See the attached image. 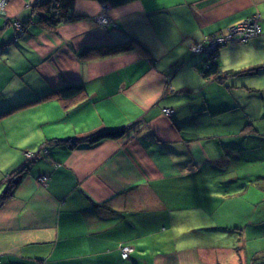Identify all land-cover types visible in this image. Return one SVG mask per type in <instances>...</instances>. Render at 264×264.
<instances>
[{
	"label": "crops",
	"instance_id": "1",
	"mask_svg": "<svg viewBox=\"0 0 264 264\" xmlns=\"http://www.w3.org/2000/svg\"><path fill=\"white\" fill-rule=\"evenodd\" d=\"M38 2L0 16V185L27 167L0 207V264H264V0H79L86 18L54 32L34 23ZM256 14L258 37L218 50L224 81L204 78L193 46ZM128 41L137 49L79 59ZM72 85L88 96L70 110L38 103ZM45 126L51 140L127 131L70 150Z\"/></svg>",
	"mask_w": 264,
	"mask_h": 264
},
{
	"label": "trees",
	"instance_id": "2",
	"mask_svg": "<svg viewBox=\"0 0 264 264\" xmlns=\"http://www.w3.org/2000/svg\"><path fill=\"white\" fill-rule=\"evenodd\" d=\"M77 1L79 0H45L43 2H38L33 7V13L36 17L34 23L37 24L42 29L54 32L57 31V29L62 25L75 23L85 19L86 17L84 16H79V15L77 16L74 14V7ZM85 1H95L100 4H106L110 7L116 8L119 6L130 4L138 0H85ZM136 49L137 46L131 41L122 44L112 45L109 47L107 46L89 47L79 53V59L83 62H89L99 58L110 57L121 53L131 52ZM207 65L208 68L206 67ZM262 68L263 67L253 68L247 71L235 73V75L253 74L258 72ZM229 74H227L226 76H228ZM202 75L204 76V78H212L214 81L218 83H222L225 79V76L221 75L218 62L215 61L212 57L205 58L204 70L202 71ZM87 96L88 95L86 89L83 85H72L55 90L51 94L41 98V100H38V103L46 102L48 100H56L60 102L64 110L68 111L77 104L85 101ZM29 105L30 104H25L20 107L22 109ZM2 117L4 116H0V118ZM126 131H127L126 128L105 129L96 132L94 134L88 135L86 137L77 138V139L49 140L47 144L67 147L70 150H74L80 146H93L105 140L120 139L125 135ZM28 155H31V158L33 157L32 153H27V159H31L28 158ZM26 170L27 167L22 170L13 172L8 177L7 179L8 187L0 198V207L4 202H6L9 198H11L14 195L18 185L20 184L23 174L26 172ZM236 252L238 253L241 252V248L237 247ZM255 259L256 261H258L259 259H264V255L262 257L258 256Z\"/></svg>",
	"mask_w": 264,
	"mask_h": 264
},
{
	"label": "built area",
	"instance_id": "3",
	"mask_svg": "<svg viewBox=\"0 0 264 264\" xmlns=\"http://www.w3.org/2000/svg\"><path fill=\"white\" fill-rule=\"evenodd\" d=\"M41 2L45 0H39ZM8 0H0V16L8 20ZM95 21L104 27H107L110 24L109 19L105 15H100L95 17ZM19 27H21L18 24ZM261 34V25H260V15H253L246 20L242 21L239 24L233 25L232 28L228 29L226 34L216 35L210 37L202 44L193 46L192 52L194 54H206L207 57H212L217 61V54L219 48L227 45L229 42H248L249 40L258 37ZM208 68V65L206 66ZM164 112L170 113L168 109ZM28 158H31V155H28ZM46 178L43 179L45 181ZM122 257L128 259L133 248L130 245H124L121 248Z\"/></svg>",
	"mask_w": 264,
	"mask_h": 264
},
{
	"label": "rangeland",
	"instance_id": "4",
	"mask_svg": "<svg viewBox=\"0 0 264 264\" xmlns=\"http://www.w3.org/2000/svg\"><path fill=\"white\" fill-rule=\"evenodd\" d=\"M39 2H41V1H39ZM259 15V14H258ZM230 28H232V26L230 27ZM229 28V29H230ZM228 32V30L225 32V34ZM232 42H236V41H232ZM229 43H231V42H229ZM196 46V45H195ZM193 54H194V52H192ZM38 129H39V126H38V124H33V125H31V127H30V129H29V135L25 138V142H31V141H34L35 139H36V137H38ZM65 132L66 133H61V135H63V136H65V135H67V133H68V130L66 129L65 130ZM41 133L42 134H40V135H42L43 136V138H45V139H47V140H51L52 138H51V136H53V135H55V133L53 132V130L49 127V126H45V127H41ZM57 136H60V135H57ZM54 139V138H53ZM30 160V159H29ZM44 179V178H43ZM42 179V180H43ZM6 180V179H5ZM1 182V181H0ZM7 187H8V185H7V183H4V182H2L1 183V185H0V198H1V196L4 194V192L7 190Z\"/></svg>",
	"mask_w": 264,
	"mask_h": 264
},
{
	"label": "bare ground",
	"instance_id": "5",
	"mask_svg": "<svg viewBox=\"0 0 264 264\" xmlns=\"http://www.w3.org/2000/svg\"><path fill=\"white\" fill-rule=\"evenodd\" d=\"M9 1V0H8ZM101 13H103V14H99L98 16H100V15H105L106 13L105 12H101ZM106 16V15H105ZM97 17V16H96ZM111 23V22H110ZM166 109H164L163 110V112L165 111ZM169 111H170V113H166V112H164L165 114H167V115H171L172 113H173V111L171 110V109H168Z\"/></svg>",
	"mask_w": 264,
	"mask_h": 264
}]
</instances>
